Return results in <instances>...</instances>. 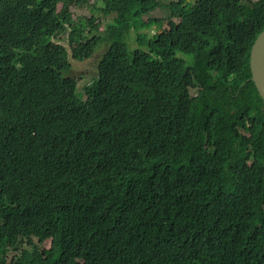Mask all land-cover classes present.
Listing matches in <instances>:
<instances>
[{
	"label": "trees",
	"instance_id": "trees-1",
	"mask_svg": "<svg viewBox=\"0 0 264 264\" xmlns=\"http://www.w3.org/2000/svg\"><path fill=\"white\" fill-rule=\"evenodd\" d=\"M160 5L0 0V264H264V0Z\"/></svg>",
	"mask_w": 264,
	"mask_h": 264
},
{
	"label": "rangeland",
	"instance_id": "rangeland-1",
	"mask_svg": "<svg viewBox=\"0 0 264 264\" xmlns=\"http://www.w3.org/2000/svg\"><path fill=\"white\" fill-rule=\"evenodd\" d=\"M161 5L160 7L156 8L155 10L151 11V13L147 16L144 17V21L147 19L154 20V23L151 25L150 28L146 30H141V33H152L155 34L156 32H159L161 30H165L164 32L167 31V20L169 19V10L164 4H168L170 2H175L178 0H157ZM100 5V3H97ZM93 16L94 18L97 19V22L99 23L100 30L105 29L108 27L109 24H111L114 20V17L116 16L115 14L111 15H105L102 13V11L96 9V8H91L90 6H77L76 8L72 9V17L75 19H80V18H86V17H91ZM96 22V23H97ZM159 25H161V30H157ZM67 33L61 34V44L65 43V37ZM69 53V58H71V50H68ZM101 52H98L94 58H90L86 60L85 62H76L73 61L72 59V70H71V75L76 79L78 82V89L82 91V87L85 84H89L91 80H93L97 75H98V64H99V59L101 58ZM9 63L8 59H2L0 58V67L7 66ZM193 96H195L198 93L197 89H192L191 90ZM46 248H49L50 243L47 241L46 243ZM27 247V246H25ZM14 254H8V261L11 260L12 256Z\"/></svg>",
	"mask_w": 264,
	"mask_h": 264
},
{
	"label": "water",
	"instance_id": "water-1",
	"mask_svg": "<svg viewBox=\"0 0 264 264\" xmlns=\"http://www.w3.org/2000/svg\"><path fill=\"white\" fill-rule=\"evenodd\" d=\"M249 67L251 80L261 98L264 99V31L256 37L250 49Z\"/></svg>",
	"mask_w": 264,
	"mask_h": 264
}]
</instances>
